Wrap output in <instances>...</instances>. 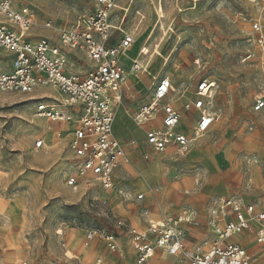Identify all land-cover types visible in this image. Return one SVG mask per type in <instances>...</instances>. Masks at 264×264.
<instances>
[{"label":"rangeland","instance_id":"1","mask_svg":"<svg viewBox=\"0 0 264 264\" xmlns=\"http://www.w3.org/2000/svg\"><path fill=\"white\" fill-rule=\"evenodd\" d=\"M10 1L29 8L35 40L56 39L54 29L68 27L94 8V0ZM116 5L113 24L119 26L124 17L121 29L134 34L127 66L131 59L148 66L140 80L129 75L126 113L144 107L153 78L166 76L177 97L184 96L176 105L188 116L184 100L207 79L216 84L215 123L187 151L170 146L158 153L145 147L149 158L144 160L130 145L132 140L140 145L143 134L122 115L115 134L125 156L114 173L110 202L91 207L80 188L65 184L72 165L71 127L37 117L35 94L0 92V264H94L96 258L136 264L130 227L146 230L150 221L175 220L184 211H193L195 218V210L205 215L206 201L216 195L237 194L264 206V111L252 110L264 81L255 64L242 62L247 51L256 50L251 23L264 24V0H116ZM47 21L54 29L44 28ZM119 36L113 32L114 40ZM69 62L73 72L91 68L77 52H70ZM50 95L60 103L55 92ZM180 127L188 131L186 123ZM41 138L45 145L37 149L34 143ZM185 225L188 239L190 224ZM89 231L96 235L85 247ZM105 235L114 237L115 253Z\"/></svg>","mask_w":264,"mask_h":264},{"label":"built area","instance_id":"2","mask_svg":"<svg viewBox=\"0 0 264 264\" xmlns=\"http://www.w3.org/2000/svg\"><path fill=\"white\" fill-rule=\"evenodd\" d=\"M116 0H94L93 11L78 16L71 25L54 29L47 21L43 26L57 32L56 39L42 37L35 40L31 34L33 23L28 7H16L10 0H0V92L32 95L42 89L52 88L61 98L60 103L40 97L36 102V115L49 122L62 121L72 125L68 150L72 155L71 171L65 184L69 188H82L93 207H107V199L94 196L98 190L111 191L114 172L125 156L121 144L115 139L113 126L119 109L129 92L127 79L130 73L140 80L147 73L138 60H130V68L121 62L134 44V34L113 24ZM120 33L113 39V32ZM251 39L256 50L247 51L243 63L257 66L264 81V24L260 20L251 23ZM70 52L82 54L91 68L85 73L69 69ZM1 59H5L2 61ZM215 82L203 79L195 86L191 97L184 100L183 110L195 112L190 120H183V113L175 102L176 93L166 76L153 79L148 103L136 114L129 115L131 122L143 128L146 146L155 152H164L174 146L185 152L197 137L207 133L215 123L213 110ZM252 110L264 111V85L260 95L255 96ZM188 131L177 129L180 124ZM41 138L34 143L44 147ZM145 160L148 154L143 156ZM99 188V189H98ZM123 196V191L118 189ZM94 193L92 196L91 194ZM139 195L138 199H142ZM193 211H184L175 220L149 222L146 230L128 229L131 249L136 264H148L156 250L167 256L182 255L181 264H264V211L247 204L240 197L214 198L208 214L215 224L229 214L234 216L222 229H217L210 248L201 252L189 250L184 245L182 224H197ZM95 232H87L85 247L94 239ZM251 236L260 249L261 262H253L235 236ZM110 251L118 247L113 236H103ZM95 264H106L97 259Z\"/></svg>","mask_w":264,"mask_h":264},{"label":"crops","instance_id":"3","mask_svg":"<svg viewBox=\"0 0 264 264\" xmlns=\"http://www.w3.org/2000/svg\"><path fill=\"white\" fill-rule=\"evenodd\" d=\"M131 51V50H129ZM128 51V52H129ZM0 57H3V53L0 52ZM128 57V56H127ZM129 58V57H128ZM128 58L126 57H122L121 59V62L126 66L127 69L130 68V66L128 67L127 64H128ZM131 59V58H130ZM132 60V59H131ZM161 77V76H160ZM156 78H159V77H156ZM131 79V77L129 76L128 79H127V84H128V80ZM155 79V78H153ZM44 90V91H43ZM130 91L131 89L129 88V92L128 94L126 95V97H129L130 95ZM56 93L57 94V91L55 89H52V88H47V89H42L40 91H37L35 93V97L36 98H40V97H51L50 93ZM49 93V94H48ZM190 94V93H189ZM33 95V94H32ZM59 96V94H57ZM182 97H184L183 95H180V97H178V100H176L175 102V105L177 102L180 101V98L182 99ZM177 98V95L176 97ZM177 107V105H176ZM191 113V114H190ZM188 116H185L183 115V120L187 119V120H190L192 119V117L195 116V112H190ZM122 115H125L127 118V114H126V111L125 109H121V111H119L116 115V119H115V122H114V126H113V134H114V137L115 139L121 144V146L123 147L124 151H125V148H124V145L122 144V142L117 138L116 134H115V126H116V122L117 120H121L122 119ZM129 119V118H128ZM130 120V119H129ZM131 121V120H130ZM186 121V120H185ZM57 122H62V121H57ZM122 124V122H120ZM62 124L64 125H67L69 127H71V131H72V125L71 124H68V123H65V122H62ZM134 125V124H133ZM135 126V125H134ZM122 126H120V129H121ZM136 128H138L142 134H143V142L140 143V145L138 144V142H136L135 140H132L130 141V145H133L134 147H136L138 149V152L141 154V157L143 158V156L145 154H147V152L145 151V147H148L146 146L145 144V140H144V130L146 128H148L149 126H145L143 128H139L137 126H135ZM180 130L181 127H180ZM170 149V148H169ZM168 150V149H167ZM124 159V158H123ZM122 159V160H123ZM144 159V158H143ZM145 160V159H144ZM121 164V162H120ZM119 164V165H120ZM117 169V168H116ZM115 173V172H114ZM115 180V179H114ZM114 185H115V181H114ZM82 191L83 189L80 188ZM99 189V188H98ZM118 190V189H117ZM113 190L111 191H101V190H98V193H97V188H96V193H92L91 196L94 194V196H97L99 199H107L108 200V204L110 202V197H111V193ZM86 193L83 191V195H85ZM117 195L119 196H122L120 194H118L117 192ZM240 197L244 200L245 203L247 204H252L255 206V209L256 211L258 212H262L264 211V206H259L257 203H254V202H251L249 200H247L245 197L241 196V195H237V194H227V195H216V196H212L210 197L206 203H205V208H206V214L205 215H201L200 214V211H196V222L197 224H190L189 225V231H190V234H189V237L188 239H184V245L187 249L189 250H199L201 252H205L207 251L209 248H210V245L211 243L213 242V240L215 239L216 237V231L215 230H219V229H222L225 224L228 222V221H231L233 220L234 216L232 214H229V216H227L225 219L223 220H220L215 224H211L210 223V218H209V214H208V209L210 207V202L211 200H213L214 198H228V197ZM87 199L88 197H85V201L87 202ZM143 199V197H142ZM108 207V205H107ZM200 214V215H199ZM166 220V218H163L162 221ZM152 222V221H150ZM183 226L186 227L185 224H182L181 225V228L183 229ZM130 228H133V227H130ZM134 229V228H133ZM137 230V229H136ZM140 231H143V230H140ZM212 233L215 235L214 237L212 236ZM232 241L234 242H237L239 243L247 252L248 256L250 257V259L253 261V262H261V254H260V249L259 247L255 244L254 242V239L253 237L251 236H235L232 238ZM109 250V249H108ZM110 251V250H109ZM132 251V249H131ZM112 253H115L116 251H110ZM133 252V251H132ZM134 254V253H133ZM97 259H100V258H96L95 261ZM95 261H94V264H95ZM153 261H157L159 264H171V263H176V262H179V264H181L182 262H185L184 259H183V256L182 255H179V256H167L165 255L162 251L160 250H156L152 257L150 258V260L148 261V264H151ZM174 261V262H173Z\"/></svg>","mask_w":264,"mask_h":264},{"label":"bare ground","instance_id":"4","mask_svg":"<svg viewBox=\"0 0 264 264\" xmlns=\"http://www.w3.org/2000/svg\"><path fill=\"white\" fill-rule=\"evenodd\" d=\"M126 58H128L127 56H126ZM49 94V93H48ZM177 129H180V125L178 126V128Z\"/></svg>","mask_w":264,"mask_h":264}]
</instances>
